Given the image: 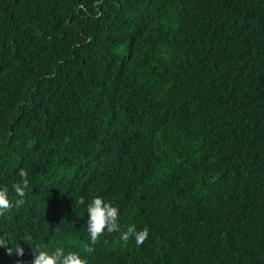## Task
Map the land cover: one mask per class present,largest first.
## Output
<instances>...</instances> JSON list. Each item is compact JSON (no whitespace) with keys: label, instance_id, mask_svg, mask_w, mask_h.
<instances>
[{"label":"trees","instance_id":"1","mask_svg":"<svg viewBox=\"0 0 264 264\" xmlns=\"http://www.w3.org/2000/svg\"><path fill=\"white\" fill-rule=\"evenodd\" d=\"M5 188L0 264H264V0H0ZM93 196L144 244L87 251Z\"/></svg>","mask_w":264,"mask_h":264},{"label":"clouds","instance_id":"2","mask_svg":"<svg viewBox=\"0 0 264 264\" xmlns=\"http://www.w3.org/2000/svg\"><path fill=\"white\" fill-rule=\"evenodd\" d=\"M22 178L25 177V172L21 170L18 173ZM12 191L18 199H15L14 206L19 207L24 203L25 189L28 187V182L23 179L22 183H16L12 186ZM8 189L0 190V215L5 209L10 207V202L7 198ZM81 205L86 206L87 212V231L90 244L87 251H92L98 239L105 233L118 232L119 240L127 244L129 241H134L137 247L142 246L148 239L149 229L147 227L138 230L135 224H128L122 228L120 223V208L112 202L105 200L102 196H93L90 200L85 202L81 197L79 199ZM0 248L6 249L9 256L23 257L25 249L19 244L16 245L15 251L8 246V241L0 238ZM33 259L31 264H88L86 258L82 259L77 253H65L63 248H55L51 254L47 250H41L40 245H36L31 249Z\"/></svg>","mask_w":264,"mask_h":264}]
</instances>
